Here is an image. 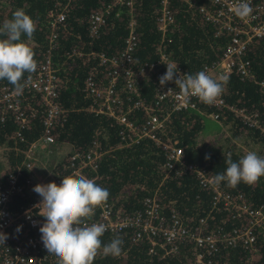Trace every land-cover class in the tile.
<instances>
[{"label": "built area", "instance_id": "2783aa9c", "mask_svg": "<svg viewBox=\"0 0 264 264\" xmlns=\"http://www.w3.org/2000/svg\"><path fill=\"white\" fill-rule=\"evenodd\" d=\"M134 1L113 0V3L124 5L129 12L127 31L119 51L111 54L90 51L95 61L87 69L83 83L85 95L90 100L88 109L113 119L122 140L121 145L135 142L141 137L150 138L164 156L161 164L163 173H195L198 182L212 191L210 207L218 208L216 204H221L223 208L231 210L239 222L230 230L221 226L208 228L205 214L198 218V223L192 228L187 227L180 215L172 208L164 211L163 204L157 203L156 197L151 195L143 198V210L134 208L128 212L119 206L113 207L107 200L96 208L87 223H103L109 233L129 230L132 240L142 237L149 240L150 252L154 251V245L157 244L161 255L177 253L178 243L188 242L192 251L191 259L195 263L233 264L221 256L227 253L221 254L220 249L236 244L251 249L255 233L261 228L264 229V207H254L245 201L240 192L222 193L220 185L213 186L210 183L212 176L207 174L205 168L184 158L182 147L177 144L175 138L162 137L159 132H162L165 118L172 111L197 109L209 119L224 126L229 122H224L223 113L225 109H229L246 127L257 125V112L228 103L224 90L212 105L204 104L196 97L185 101L174 80L161 86L159 77L165 74L166 64L172 63L177 64V75L204 71L212 78L218 79L221 75L236 73L239 78L255 80L246 51L253 38L264 37V0H250L253 12L244 20L235 16L232 11L241 0H180L187 8H196L203 20L213 25L214 35L224 37V43L216 57L202 62L194 71H188L175 62L170 52L162 48L160 43L163 32L173 22L174 13L169 0H158L156 8V28L161 33L160 42L156 46L157 56L139 64L133 63L132 54L137 41L132 16ZM64 7L62 6V9ZM108 7L109 4L104 10ZM103 12L92 11L88 14L87 25L90 34H96L99 25L104 22ZM48 15L52 28L49 39H52L55 35L54 26L63 19L64 12L48 11ZM50 48V44L45 47L44 55L37 62V71L31 74V79L28 80L27 74L21 81L24 84L22 91H17L9 84L0 83V121L6 116L13 120L15 129L11 138L17 142L24 141L22 130L28 125L29 118L39 113L41 133L26 143L28 152L35 145L45 147L56 140L51 129L61 122L64 113V108L58 100L60 78L57 67L50 59ZM79 50L81 51L80 47L74 48L72 53H79ZM257 82L264 84L263 80ZM143 84L150 86L148 94L142 93ZM169 89L171 90L168 92ZM104 151L95 139L85 151L68 147L53 169V181L59 185L63 177L69 175L94 180L98 158ZM26 157L7 171L0 181V232L7 234L4 244L0 243V264H56V257L48 254L39 231L45 222V218L41 219V209L38 206L42 198L29 195V175L19 179L20 168H28L32 164L33 155L28 153ZM87 171L92 175H86ZM19 196H27L29 199L24 204L12 207L14 199ZM18 226L20 230L16 231Z\"/></svg>", "mask_w": 264, "mask_h": 264}, {"label": "trees", "instance_id": "16d2710c", "mask_svg": "<svg viewBox=\"0 0 264 264\" xmlns=\"http://www.w3.org/2000/svg\"><path fill=\"white\" fill-rule=\"evenodd\" d=\"M107 4L109 7L104 10ZM169 5L174 13L173 22L163 32L160 42L161 33L156 28L158 0L134 1L132 16L137 41L132 61L139 64L141 61L155 58L156 46L160 42L175 62L188 71L197 70L202 62L216 57L224 43V37L214 35L213 25L204 21L196 8H187L180 0H169ZM62 6L65 7L62 9ZM18 8H22L36 24L32 39L28 40L23 34L21 39L33 49L37 62L42 59L45 47L50 44V59L57 67L60 78L58 100L64 108V113L61 122L54 126L51 132L57 141L68 142L80 151H85L94 139L99 141L100 149L105 151L98 158L94 181L109 191L107 200L113 207L119 206L126 212L134 208L143 210V198L154 195L158 200L156 202L163 204L164 211L172 208L184 219L187 227L192 228L198 223V218L205 214L208 228L221 226L230 230L239 222L237 216L221 204H216L218 208L210 207L212 191L198 182L195 173H163L161 164L164 156L150 138L141 137L135 142L121 145L122 140L113 119L88 109L90 100L85 95L83 83L87 69L95 61L90 51H102L107 54L119 51L129 17L128 9L124 5L113 3V0H0V25L6 19H11L13 12ZM61 10L64 17L56 23L55 35L49 39L52 28L48 11L56 13ZM101 10L104 11V22L99 25L97 33L92 35L87 25L88 14ZM3 38L5 37H0ZM78 47L81 51L72 53V50ZM246 57L250 60L255 80L239 78L236 73L229 74L228 82L224 86L225 99L237 107L243 106L248 111H256L257 125L246 127L229 109H225L223 113L224 122H229L232 136L241 133L249 137L242 143H251V150L264 157V84L257 82L264 81V37L252 39ZM26 75L27 73L24 77ZM0 83L11 85L7 80H0ZM141 90L142 93L148 94L150 86L143 84ZM205 119L209 118L197 109L172 111L165 118L159 135L175 138L177 144L182 147L184 158L192 163L197 162L213 177L225 172V158L229 153L233 162H238L248 153L249 148L246 146L243 153L239 147L230 143L223 149L211 147L208 141L202 138L204 134L209 133L202 131ZM14 129L15 124L10 117L6 116L0 121L1 134L10 135ZM40 133L41 123L37 112L29 118L28 125L22 130L24 141L19 143L26 144ZM206 154L210 155V159H205ZM24 169L20 168V180L27 174ZM85 174L92 175L90 171ZM2 180L0 177V181ZM220 190L222 193L240 192L245 201L254 207H264V176L253 185L241 182L235 188H229L226 183L221 182ZM28 199L27 196L16 197L12 207L24 204ZM116 236L123 240L121 254L118 257H104L101 252L93 264H199L192 261L188 242L178 243L177 253L161 255L157 244L154 245V251L150 252L148 239L142 237L132 240L129 230H125L115 233L106 231L101 237L102 246ZM219 252L227 253L221 256L233 264H264V229L261 228L255 233L251 249L236 244L222 248Z\"/></svg>", "mask_w": 264, "mask_h": 264}, {"label": "clouds", "instance_id": "9594fccd", "mask_svg": "<svg viewBox=\"0 0 264 264\" xmlns=\"http://www.w3.org/2000/svg\"><path fill=\"white\" fill-rule=\"evenodd\" d=\"M232 11L235 16L244 20L252 14L253 9L250 0H241ZM35 31V22L22 8L16 9L12 18L0 25V37H5L0 39V80H7L17 91H22L24 87L21 81L25 73L29 74L30 80L31 74L37 71L35 53L21 39L23 34L31 40ZM166 65L165 74L159 77L160 85L174 80L185 101L196 97L200 102L212 105L228 82L226 75L214 79L204 71L177 75V64ZM205 159H210V155L206 154ZM225 163V172L211 178L213 186H219L221 182L226 183L229 188H235L241 182L253 185L264 176V157L258 156L254 151H249L238 162H233L229 153ZM32 190L42 198L38 206L45 222L39 231L48 254L56 257V264H93L101 252L104 257H118L121 254V237L116 236L102 246L101 237L107 231V226L103 223H87L96 208L107 201L109 191L106 188L92 179L69 175L64 176L59 185L55 182L38 183ZM19 230L20 226L16 231ZM6 239L7 234L0 232V243L4 244Z\"/></svg>", "mask_w": 264, "mask_h": 264}, {"label": "crops", "instance_id": "0c3cea01", "mask_svg": "<svg viewBox=\"0 0 264 264\" xmlns=\"http://www.w3.org/2000/svg\"><path fill=\"white\" fill-rule=\"evenodd\" d=\"M209 120L213 121L212 119ZM215 123L219 126L220 129L219 123ZM11 135L12 134L8 135L7 133H0V176L8 171V167H12L10 169H13L14 166L20 163L22 159L27 158L26 156L28 155V153L29 155L31 153L33 155L32 158L34 163L33 166L31 164L30 167L24 169L27 173L25 174V177L29 175L31 179V183L28 186L29 195H38L32 189L33 186L38 183L45 184V181L43 180V178L45 177V173L43 172V169H41L38 164L35 163V161L38 160L39 157L42 158L45 164H48V166L50 165V172L52 173V169L56 167L59 161V155L61 154V152L65 151L68 147L72 148V145L68 142L55 140L45 147H39L38 145H35L34 147H32V149H30V152H28L26 150L27 144H20L19 142L11 138ZM246 138L248 139L249 137ZM240 149L241 151L246 150L242 147ZM11 161H14V163H11Z\"/></svg>", "mask_w": 264, "mask_h": 264}, {"label": "rangeland", "instance_id": "374dc122", "mask_svg": "<svg viewBox=\"0 0 264 264\" xmlns=\"http://www.w3.org/2000/svg\"><path fill=\"white\" fill-rule=\"evenodd\" d=\"M203 125L204 126H203L202 131L209 132V133L204 134L202 136V138H203V140L208 141L207 143L211 147H214L217 149H223L224 147L228 146L230 143V144H233L234 147H239V148H241V147L246 148V146H247L249 148L247 151L248 152L252 151L251 150V144L242 143V142H244L243 140L246 138L245 135L238 133V134H235L232 136L231 127H230L229 123L225 124L224 126L220 125V129H219V126L214 121H211L209 119H205ZM63 154H64V151L61 152V154L59 155V159L63 156ZM33 163L34 162H33V158H32V166H33ZM35 163L38 164V166L41 169H43V172L45 173V177L43 178V180L45 181V184H47L49 182H53L52 178H53L54 171L52 169V173L50 172L51 171L50 165L48 166V164H45L43 159L40 157L38 160L35 161ZM10 168H12V167H8L7 170L9 171ZM3 175H1L0 177H3ZM28 193H29V191H28Z\"/></svg>", "mask_w": 264, "mask_h": 264}]
</instances>
